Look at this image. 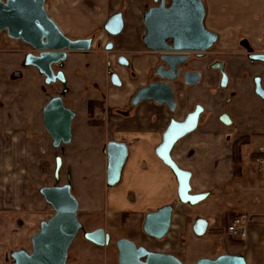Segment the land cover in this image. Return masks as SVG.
<instances>
[{
	"label": "rangeland",
	"instance_id": "obj_1",
	"mask_svg": "<svg viewBox=\"0 0 264 264\" xmlns=\"http://www.w3.org/2000/svg\"><path fill=\"white\" fill-rule=\"evenodd\" d=\"M69 1L75 4L73 9L80 7L81 0ZM54 6L55 3L48 2V14H52ZM100 9L96 8V12H100ZM102 30L103 23L97 20L79 36H89L93 33L98 36ZM29 48L24 43L9 38L7 32H0V120L9 118L12 123L18 120L29 129L24 144L25 153L21 157L17 155V160L20 159L21 164H25L27 171L26 205L20 212L19 220L14 218L16 215L10 209L11 222H0V264H13L11 254L15 251L31 252L32 237L40 231L42 222L54 216L53 208L46 203L40 190L68 182L72 187L73 196L79 202L78 218L84 228L72 244L66 264H119L116 242L120 239L136 240L138 243H134L138 246H143L141 240H147V245L178 257L184 264H196L201 259H216L221 255H236L242 251L244 242L226 235L222 230L198 237L192 228L191 233L190 229L188 230L186 238L180 239V233H177L170 240H149L142 230L145 215L178 201L176 178L155 154L168 117L158 111L159 108L154 104H146L143 109L148 115L143 118L147 119L152 115L155 126L145 128L144 132L140 131L139 134L131 129L130 123L133 121L121 117L117 112L120 109L128 111L126 107L136 87L133 84L121 91V97L109 99L104 109H96L93 116L87 113L89 99L102 97V89H95L94 86L95 83H100L99 79H105L106 83L104 63L114 56L107 52L88 54L90 65L85 66L80 71L81 74L71 77V96L64 100L66 106H74L80 112L82 138L56 149L40 120L42 107L54 91L45 85L34 69H25L21 65ZM207 57V61L218 59L216 55L209 54ZM17 71L23 75L18 76ZM43 87L47 89L45 92H42ZM183 116L184 114H181L180 118ZM116 122L121 124L120 128L116 127ZM118 131L126 132L131 144L141 142L145 146L140 149L132 148V158L126 167L122 183L116 188H110L105 182L107 159L104 149ZM125 137L126 135H118L119 139ZM147 157L148 162L145 160ZM57 158L61 159L59 181L55 177ZM242 162L247 163L248 160L243 156ZM147 171H154L159 183L154 192L136 190L139 187L135 181L136 176L146 174ZM242 173L246 175H238L231 183L237 193L225 192L210 196L192 207L191 213L200 211L202 215L207 214L204 216L220 221V217L227 211L228 216L249 214L253 209L263 212L264 177L262 176V179L260 175L254 174L255 171ZM257 199L259 201H255ZM187 214L188 212L182 213L183 216ZM97 229H105L110 234V245L100 247L85 239L86 232ZM262 240L260 238V241Z\"/></svg>",
	"mask_w": 264,
	"mask_h": 264
},
{
	"label": "crops",
	"instance_id": "obj_2",
	"mask_svg": "<svg viewBox=\"0 0 264 264\" xmlns=\"http://www.w3.org/2000/svg\"><path fill=\"white\" fill-rule=\"evenodd\" d=\"M49 1L56 4L52 14L49 15L66 36L71 39L95 38L92 51L88 54L107 52L114 55L110 58L113 60L120 53L132 57L151 53L146 49L143 41L146 33L144 19L147 11L155 6L154 0H81L78 9H73L72 6L75 4L69 0ZM203 1L206 6L205 28L219 36L211 54H216L217 60L226 66L230 87L225 89L220 87L221 76L210 68V63L214 60L203 61L204 80L202 83L188 89H181L177 83L178 116L180 117L185 111H189L195 103L202 104L205 113L200 118L198 129L181 140L172 154L180 167L192 173L193 193H209L210 197L225 192L237 193L236 188L232 187L231 183L237 179L238 175L241 177L246 175L242 171H255L254 174L264 177V171L258 172L253 162L254 158L260 155V148L264 147V101L256 96L252 85L256 75L264 74V63L250 62L243 55L244 47L247 46L255 52L264 53V0ZM48 2L46 4L47 11ZM98 7L101 8L100 12H96ZM118 14H121L123 18V30L119 35L112 36L106 30V25L113 16ZM97 20L103 23V30L98 36H95L94 33L89 36H79L85 33L91 24ZM108 42L114 46L113 50L103 49L105 45L107 47ZM79 55L77 52L68 54L69 74H73L75 62L80 58ZM21 65L23 66V59ZM149 68L150 66L146 61H136V69L141 74L146 75ZM16 74L18 76L23 75L20 71H17ZM108 95L105 106H107L109 99L118 98L117 91L114 90ZM146 104L149 103L141 105L129 117V120L133 121L130 123L132 124L130 128L138 134L140 131L144 132L145 128L155 126L152 115H149L147 119L143 118V116L148 115L143 109ZM158 111L168 117L169 113L166 108L159 107ZM225 111L228 113L226 115L230 119L229 123L222 121L221 117L223 116L221 115ZM117 113L118 115L121 114L119 111ZM73 124L72 142L80 141L82 138L80 112ZM116 124L118 125L116 127L120 128L121 124L117 122ZM27 130L29 129L25 128V125L18 120L14 123L9 118L0 120V222H11L12 211L16 215L14 218L19 220L20 212L26 205L27 171L25 164H21L20 159L17 160V155L21 157L25 153L24 144L28 138ZM118 135H126V137L119 139ZM241 135H247L250 138L241 142L240 169L237 170L240 172L236 173L233 152L235 141ZM112 140L125 142L129 145V158L123 171V181L126 167L132 158V148L140 149L144 148L145 145L141 142L131 144L126 132H116L115 137L110 138L109 141ZM243 156L248 160L247 163L242 162ZM141 158L144 159L143 156ZM145 160L147 161L148 157ZM147 172L136 176L135 181L139 186L136 190L154 192L159 183L156 181L154 171ZM255 201H259V199ZM171 205H176V209L169 234L161 241L147 236L149 240L162 242L170 240L172 236L174 238L177 233H180V239L186 238L185 235L188 234V230L190 229L191 233L199 219L208 222L206 234L222 230L228 235L229 223L237 217L248 215V217H252L254 223L249 228L247 239L240 240L232 237L245 244L244 248L241 249L242 251L236 255L244 256L247 264H264V209L263 212L253 209L254 211L249 214H231V216H228L229 212L227 211L220 217V221H216V218L204 216L207 214L202 215L200 211L192 214V207L179 204L177 200ZM184 212H188L187 216L182 215ZM260 238L263 240L260 241ZM259 241L260 243L257 244ZM133 242L138 243L136 240ZM141 242H143L141 245L150 251L162 253V251L152 248L151 245H147L145 243L147 240L145 242L141 240Z\"/></svg>",
	"mask_w": 264,
	"mask_h": 264
},
{
	"label": "water",
	"instance_id": "obj_3",
	"mask_svg": "<svg viewBox=\"0 0 264 264\" xmlns=\"http://www.w3.org/2000/svg\"><path fill=\"white\" fill-rule=\"evenodd\" d=\"M48 0H0V32H7L9 38L22 42L40 52L39 56L28 54L26 66L37 68L46 79V83L55 82L56 77L52 66L65 62L69 52H88L92 49L93 39H71L66 36L46 9ZM156 6L145 14L146 29L143 38L148 51L160 54L163 63L159 70L162 80L174 81L180 77V67L193 53L208 52L218 42L217 33L205 28L204 19L206 6L203 0H154ZM121 14L113 16L106 30L117 36L123 30ZM110 44L108 49H112ZM122 59V58H121ZM264 61V55L255 56ZM167 67V70H166ZM58 78L65 81L63 74ZM187 86L201 82V73L184 74ZM112 83L120 87L116 74L112 75ZM227 78L224 75L223 86ZM257 93L264 96V90L257 81ZM143 101H154L157 105H167L172 112L176 109L174 91L167 82L151 83L142 87L132 98V105L137 106ZM204 109H196L188 114L184 121L174 119L162 134V140L155 148L158 159L171 170L178 183V203L194 207L209 197V193L194 194L191 186L192 173L180 167L173 158V151L186 136L194 133ZM75 113L65 108L61 97L50 100L44 109L46 131L53 139L54 148L72 142V121ZM227 116L222 118L229 123ZM129 158V145L125 142L110 141L106 146L107 186L114 188L122 181L123 171ZM61 159H57L56 180L60 179ZM70 183L60 186L45 187L40 190L46 203L54 210V216L41 223V229L32 238V250L15 251L11 254L13 264H66L69 250L84 228L79 221L80 205L71 192ZM176 205H167L145 215L143 232L146 236L163 240L169 234ZM208 222L199 219L193 231L198 237L206 234ZM86 240L105 247L110 245L111 236L105 229L86 232ZM119 252V264H184L178 257L153 252L144 246H138L129 239L116 242ZM196 264H247L244 256L221 255L216 259H201Z\"/></svg>",
	"mask_w": 264,
	"mask_h": 264
},
{
	"label": "flooded vegetation",
	"instance_id": "obj_4",
	"mask_svg": "<svg viewBox=\"0 0 264 264\" xmlns=\"http://www.w3.org/2000/svg\"><path fill=\"white\" fill-rule=\"evenodd\" d=\"M155 6H156V4H155ZM91 39H93V44H94L95 43V38L93 37ZM107 44H108L107 47H106V45L103 47L104 50H106L108 48V46L110 44H112V43L108 42ZM214 47H215V45L208 52H205V53H193V54H191L189 56V59L180 67V69L182 70L181 74H180V77L177 78L174 81L162 80L160 75L161 74H166V73L163 70H161V71L159 70V67H161L163 65V63L160 60V54L151 52V53L145 54L143 56H141V55L138 56L137 55V56H133L132 57V56H128L126 54L120 53L113 60H108V61H106V63H104V67L106 68V83L104 82L105 79H99L100 83H95V86H94L95 89H98L99 87L102 89L101 92H100L102 97L89 99V102L87 104V108H88L87 109L88 110L87 113H89L90 115L93 116V114L95 113L96 109H97V111H100V110L104 109L105 105H106V97L109 96L108 93L110 91H113V90L117 91V94H118L117 97L119 98V97H121V95H120L121 91H123V89H125V88L131 86V84H133L136 87H135L134 93L131 95V97H130V99L128 101V104H127V107H126L128 111L125 112L124 109L123 110H121V109L118 110L121 113L120 114L121 117L129 118L131 116V113L133 114L141 105H143L145 103H149V104H154L157 108L164 107V108H166L167 112L169 113L168 114V119H167V125L165 127V130L168 127V125L170 124L172 119H174V120H176L178 122L184 121L186 119V117L188 116V114H190L191 112H193L196 109V106L200 105V106L203 107V105L200 104V103H195V105L192 107V109H190L189 111H185L184 112V116L180 118L178 116V114H177L178 111H179V105H178L177 96H176L177 95V93H176V91H177L176 85L178 83L179 86L181 87V89H188L189 87L195 86V85L187 86L185 84V81H184L183 77H184V74H186L188 72H199V73H201V82L200 83H202L203 80H204V71H203V68H202L203 61L207 60V58H208L207 55H209V54L211 56L216 55V54H211V52L214 50ZM29 49H30L29 51L25 52V55H24V58H23V67L25 69H29V68L34 69L35 72L38 74V76L43 79V82L45 83V85H47L48 87L51 88V90L54 91V93L51 96L48 97L47 103L43 107L42 113H41V120H42V123H43L44 131L49 136V138H50V140H51V142L53 144V139L50 136V134L46 131V128H45V124H44V109L48 105L50 100L55 98V97H61L62 101L64 103L65 98H69L71 96V87L69 85L70 79H71L72 76H74L76 74L77 75L81 74L80 71H79L80 69L82 70V69H84L85 66H89L90 65L89 59H88V53L91 52L92 49L90 51H88V52H81V51L69 52V53H76L77 52V53L80 54L79 55L80 58L78 60H76V62H75V69L73 70L74 71L73 74H69V70H68L69 58H68V55H67V59H66L65 62H61L59 64L53 65L52 66V70L54 72L56 80H55V82H51L50 84L46 83V79L47 78L44 75H42L37 68L25 65L26 56L28 54H33L35 56H39L40 55V52L34 51V49H32L31 47ZM113 49H114V46H113ZM244 49H245V51H244L243 55L246 56V58L250 62H253V63H256V62L257 63H264V61H260V60L255 59V56L264 55V53L255 52L252 49H250L248 46L244 47ZM234 55H236V54L234 53ZM137 60H140V61L144 60L150 66V68H149V70H148L146 75L141 74L140 72L137 71V69H136V61ZM153 60H155V61L153 62ZM210 68H211V70L216 72L219 76H221L222 80H221V83H220V85H221L220 87H222L224 89L230 87L226 66H224L222 63H220L218 60H215V61L210 63ZM166 70H167V67H166ZM60 73L63 74V77L65 79L64 82L61 81L58 78ZM113 74H116L118 76L119 81L121 83L120 87H116V86L113 85V83H112V75ZM224 75L227 78V83H226L225 87L222 85L223 84ZM163 81L169 83L172 86V88H173L174 100L176 102V109H175L174 112H172L167 105H165V104L164 105H157L154 101H143L137 106H133L132 105V98L136 95V93H137V91L139 89H141L142 87H147L151 83H160V82H163ZM257 81H259V84H260L261 88L264 90V74L256 75L253 78V81H252V83H253L252 84L253 85V92L262 101H264V96L257 93ZM46 90L47 89L45 87H43L42 92H45ZM64 106H65L66 109H68V110L72 111L73 113H75V117H74V119L72 121V126H71L72 139H73V127H74L73 123L76 120L79 112L76 109L72 108L71 106L70 107L66 106L65 103H64ZM203 109H204V107H203ZM91 110H92V113H91ZM204 113H205V109H204V112L202 113V115ZM226 114H228V113H226V111H225V112L222 113L221 116H223V117L227 116ZM223 117H221V118H223ZM226 120H228L230 122L229 117ZM163 132H162V134H163ZM248 138H250V136H247V135L238 136L237 137L238 140H236L235 143H238V142L241 143V142H243V140L248 139ZM161 140H162V135H161ZM161 140H160V142H161ZM104 153L106 154V147L104 149ZM56 169H57V167H56ZM56 169H55V171H56ZM57 186H60V185H57Z\"/></svg>",
	"mask_w": 264,
	"mask_h": 264
},
{
	"label": "built area",
	"instance_id": "obj_5",
	"mask_svg": "<svg viewBox=\"0 0 264 264\" xmlns=\"http://www.w3.org/2000/svg\"><path fill=\"white\" fill-rule=\"evenodd\" d=\"M260 155L255 157L253 162L258 172L264 171V147L260 148ZM254 223L252 217L241 216L233 219L228 227L227 234L231 237L245 240L248 237L249 228Z\"/></svg>",
	"mask_w": 264,
	"mask_h": 264
},
{
	"label": "trees",
	"instance_id": "obj_6",
	"mask_svg": "<svg viewBox=\"0 0 264 264\" xmlns=\"http://www.w3.org/2000/svg\"><path fill=\"white\" fill-rule=\"evenodd\" d=\"M95 106V105H94ZM92 108V107H91ZM91 113H92V110H91ZM241 143H235L234 145V152H233V160H234V165H235V169H236V173H239L240 171H237L239 170V163L241 161Z\"/></svg>",
	"mask_w": 264,
	"mask_h": 264
}]
</instances>
